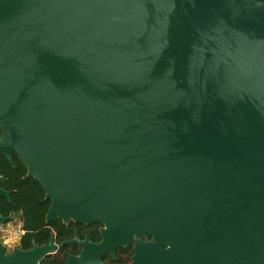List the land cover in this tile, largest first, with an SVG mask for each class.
<instances>
[{"label":"water","instance_id":"1","mask_svg":"<svg viewBox=\"0 0 264 264\" xmlns=\"http://www.w3.org/2000/svg\"><path fill=\"white\" fill-rule=\"evenodd\" d=\"M0 152L98 253L264 264V0H0Z\"/></svg>","mask_w":264,"mask_h":264},{"label":"flooded vegetation","instance_id":"2","mask_svg":"<svg viewBox=\"0 0 264 264\" xmlns=\"http://www.w3.org/2000/svg\"><path fill=\"white\" fill-rule=\"evenodd\" d=\"M24 177L29 176L25 173ZM4 180L5 177L0 179V188L9 195L0 196V251L2 257L8 258L6 264H18L17 260L9 259L17 249L25 253L20 264H29L31 255L27 253L45 245L47 251L37 257L34 264H65L69 256L78 258L86 251L88 257L98 256V262L91 264H132L135 252L133 236L125 245H107L98 253L95 248H100L98 245L103 240L102 223L63 222L57 217L42 221V192L38 185L33 182L17 183L26 186L24 194H28L25 196L28 199L25 202L13 196L16 190L11 183H2ZM26 218L32 219V226L28 228L24 225ZM141 238L152 239L144 235Z\"/></svg>","mask_w":264,"mask_h":264},{"label":"trees","instance_id":"3","mask_svg":"<svg viewBox=\"0 0 264 264\" xmlns=\"http://www.w3.org/2000/svg\"><path fill=\"white\" fill-rule=\"evenodd\" d=\"M25 173L26 168L17 156H14V163L12 164L8 161L4 153L0 152V174L5 177V180L2 183H11V187L16 190L13 196L18 197L19 199H22L25 202L28 199L27 197H25L28 196V194H24L26 186L17 183L33 182L37 184L42 192V221H44L50 201L48 199H45L44 191L39 185V183L35 181L32 177H24ZM24 225L27 228L32 226V219L26 218Z\"/></svg>","mask_w":264,"mask_h":264}]
</instances>
